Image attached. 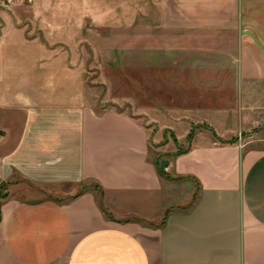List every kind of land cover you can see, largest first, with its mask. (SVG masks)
<instances>
[{"label":"crops","instance_id":"0c3cea01","mask_svg":"<svg viewBox=\"0 0 264 264\" xmlns=\"http://www.w3.org/2000/svg\"><path fill=\"white\" fill-rule=\"evenodd\" d=\"M97 29L135 32L137 104L165 106L143 92L167 91L177 125L193 116L177 107L211 108L198 112L211 131L166 159L174 180L139 120L89 102L81 54ZM226 117L237 125L217 129ZM260 124L264 0L0 6V264H264V131L260 149L218 141Z\"/></svg>","mask_w":264,"mask_h":264},{"label":"rangeland","instance_id":"374dc122","mask_svg":"<svg viewBox=\"0 0 264 264\" xmlns=\"http://www.w3.org/2000/svg\"><path fill=\"white\" fill-rule=\"evenodd\" d=\"M107 37L112 38V41H107ZM92 46H94L93 49L87 45L81 54L83 56L81 61L87 70L85 84L89 102L99 110L107 109L123 112L139 120L149 132L150 156L158 162L159 166L163 160L185 151L198 132L202 130L211 131L206 123H201L202 117L198 113L211 108L179 106L176 109L183 112L182 114L184 112L193 113V116L189 117L192 121L178 125L168 121L165 100L168 94L167 91L143 92L147 96L145 102L151 103L154 98V100H160L159 102L165 106L146 107L141 106V103L137 104V81L139 79L141 81L142 76L137 75L135 69V32H119L118 30L107 32V29H97L96 41ZM107 52L112 56L107 57ZM178 93L184 95L183 91ZM140 94H142L141 91ZM143 111L155 112L154 118L158 119L159 122L154 123L151 121V117L143 116ZM226 118L217 124V129H232L237 125L233 117ZM170 127L175 129L170 130ZM262 131H264V124H260L250 131L239 132L230 139L218 138V141L221 144H242L244 146L243 151L260 149L262 146L260 133ZM83 189L85 188L81 186L64 192L57 189L47 197L66 201L71 199L73 195L83 191ZM5 194L6 188L0 187V201Z\"/></svg>","mask_w":264,"mask_h":264},{"label":"trees","instance_id":"16d2710c","mask_svg":"<svg viewBox=\"0 0 264 264\" xmlns=\"http://www.w3.org/2000/svg\"><path fill=\"white\" fill-rule=\"evenodd\" d=\"M227 144H232V143H227ZM186 151H187V150L182 151V152H179V153H177V154L172 155L171 157H177V156H180V155L186 153ZM156 165H157V167L159 168V164H158V162H156ZM159 175H160L162 178L166 179V180H174V179H172L170 176H168L166 173H162V172H160V171H159ZM96 191H97V193L100 195V199H99V207L101 208L102 212H103L106 216H108L107 211H106V209L104 208V205H103V194H102V192L98 191V188H97V187H96ZM80 193H82V191H81ZM80 193H79L78 195H80ZM78 195H76L75 197H77ZM0 207H1V203H0ZM169 214H170V211L167 212V214H166V216H165V218H164V220H163V224L166 222V219H167V217H168Z\"/></svg>","mask_w":264,"mask_h":264},{"label":"built area","instance_id":"2783aa9c","mask_svg":"<svg viewBox=\"0 0 264 264\" xmlns=\"http://www.w3.org/2000/svg\"><path fill=\"white\" fill-rule=\"evenodd\" d=\"M16 3V0H0V6L3 8H11Z\"/></svg>","mask_w":264,"mask_h":264},{"label":"water","instance_id":"95a60500","mask_svg":"<svg viewBox=\"0 0 264 264\" xmlns=\"http://www.w3.org/2000/svg\"><path fill=\"white\" fill-rule=\"evenodd\" d=\"M168 166H169V161L168 160H163L160 163L159 171L162 172V173H167L166 169L168 168Z\"/></svg>","mask_w":264,"mask_h":264}]
</instances>
